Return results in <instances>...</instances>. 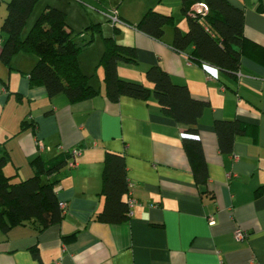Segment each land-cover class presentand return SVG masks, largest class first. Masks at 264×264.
Returning a JSON list of instances; mask_svg holds the SVG:
<instances>
[{"label":"crops","instance_id":"1","mask_svg":"<svg viewBox=\"0 0 264 264\" xmlns=\"http://www.w3.org/2000/svg\"><path fill=\"white\" fill-rule=\"evenodd\" d=\"M9 1L0 0V43ZM227 1L243 10L245 37L264 48L260 0ZM107 2L112 9L103 12L104 18L109 21L116 12L120 22L115 33L112 27V34L108 30L104 35L102 23L93 16L79 33L68 23L78 34L76 43L87 42L78 64L83 74L92 76L97 95L74 103L65 95L48 98L45 89L32 86L27 77L37 61L34 54L17 52L10 69L0 62L4 173L13 181L25 180L33 175L30 163L36 157L53 162L80 150L78 158L68 159L77 167L67 165L55 177L57 199L65 204L63 219L40 232L30 223L6 233L0 230V264H264V62L244 55L233 76L193 64L186 53L173 49V26H167L161 40L137 31L142 15L152 8L173 16L175 26L186 32L180 0H129L130 7H123L124 0ZM47 6L59 9L52 0H39L31 15L37 8L36 19ZM103 37L136 49V64L118 63L121 79L152 91L145 73L158 66L174 83L185 85L191 97L206 103L198 123L207 165L203 185L196 182L182 147L184 126L163 114L152 93L145 100L106 98L99 66ZM217 120H237L255 130L238 135L231 153L224 154L215 133ZM107 153L123 156L127 199L134 201L129 220L121 224L96 219L104 206ZM237 230L247 232L244 241H235Z\"/></svg>","mask_w":264,"mask_h":264},{"label":"trees","instance_id":"2","mask_svg":"<svg viewBox=\"0 0 264 264\" xmlns=\"http://www.w3.org/2000/svg\"><path fill=\"white\" fill-rule=\"evenodd\" d=\"M39 0H10L1 24L2 40L0 62L11 68V58L17 52L34 54L37 61L28 73L32 86L45 89L48 98L65 95L70 102L89 99L99 93L92 85V76L81 72L78 54L87 45L76 43L77 35L68 25L64 11L47 6L23 34L35 4ZM180 13L187 22L186 32L175 26L174 18L149 8L136 25L137 31L161 40L167 26L174 27L172 47L186 53L193 64L201 63L231 75L238 72L242 56H253L264 62V48L244 35L243 10L227 0H180ZM202 2L207 14L194 6ZM257 11L264 12V0ZM95 25L90 26L93 30ZM114 33L116 26L113 25ZM90 42V41H89ZM88 42V43H89ZM104 51L99 60L103 68L104 94L111 102L121 96L147 99L150 93L156 98L163 114L184 126L182 147L191 164L195 180L203 185L207 180V165L199 140L198 123L206 105L191 97L187 87L174 83L161 67L152 66L145 73L152 91L141 83L126 81L117 74L118 63L136 64V49L118 44L114 37H103ZM190 48V51L188 49ZM222 153H231L238 135L255 130L237 120H217L214 124ZM38 146V145H36ZM70 152L53 162L36 157L30 163L33 175L25 180L13 181L3 169L6 152L0 151V230L8 232L16 226L32 224L39 232L59 223L64 210L57 199L55 177L66 167ZM128 183L124 158L107 153L103 162L101 195L104 206L97 220L107 224H121L129 220Z\"/></svg>","mask_w":264,"mask_h":264},{"label":"rangeland","instance_id":"3","mask_svg":"<svg viewBox=\"0 0 264 264\" xmlns=\"http://www.w3.org/2000/svg\"><path fill=\"white\" fill-rule=\"evenodd\" d=\"M52 1L56 5H58L59 9L63 10L66 13L67 22L71 23L70 27H72L74 32L79 33L81 31H83V30L79 31V29H80L79 27H83L84 25L88 24V22L90 20H92V16H93L95 21H99L102 23V33L104 35H105V33H109V31H110V34H112V27H113L112 25L113 24H110V22L107 21L106 18H104L105 14L103 15V12L105 10L109 11L110 9H112L109 7L107 0H104V2L102 4H100L98 0H52ZM128 2H129V0H124L123 7H130L128 5L130 3H128ZM121 8H122V6H121ZM36 12H37V8H36V10H34L33 14L29 17L27 25L25 27L26 28L25 30H28L31 27V25L33 24V22L35 20ZM128 12H130L129 9H128ZM84 30H85V28H84ZM76 35H78V34H76Z\"/></svg>","mask_w":264,"mask_h":264},{"label":"built area","instance_id":"4","mask_svg":"<svg viewBox=\"0 0 264 264\" xmlns=\"http://www.w3.org/2000/svg\"><path fill=\"white\" fill-rule=\"evenodd\" d=\"M194 8L198 11V12H201L203 14H207V9L205 7V5L203 4H197L196 6H194ZM108 20L113 24H117V23H120L119 22V19L117 18V15H116V12H111V14L108 16ZM36 145H38L37 147H39L40 149L43 148V145L40 143V142H37ZM70 152V156L71 157H74V158H78L80 156V150L78 149H73ZM68 167L70 168H76L77 167V162L74 160V161H71L69 162L68 164ZM134 205V201L133 200H128V206L129 208H131L132 206ZM60 208L62 210H65V204L63 203H60L59 204ZM210 224H213V221L210 220L209 222ZM234 239L235 241H238V242H242L245 240V238L247 237V232H243L241 230H237L234 234Z\"/></svg>","mask_w":264,"mask_h":264}]
</instances>
